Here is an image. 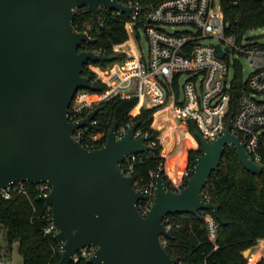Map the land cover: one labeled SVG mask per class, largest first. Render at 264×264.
<instances>
[{
  "label": "water",
  "instance_id": "1",
  "mask_svg": "<svg viewBox=\"0 0 264 264\" xmlns=\"http://www.w3.org/2000/svg\"><path fill=\"white\" fill-rule=\"evenodd\" d=\"M100 6L129 16L142 11L118 0H0V196L18 182L52 186L48 196L37 200L51 207V221L58 229L54 238L63 242L58 264H71L81 249L92 246L97 250L90 263L182 264L162 241L172 237L165 218L182 213L201 217L213 211L216 220L226 224L219 206L205 200L203 191L227 147L235 148L253 174H260L264 164L255 163L233 134L230 115L226 132L215 141L197 132L203 154L181 190L169 189L158 174L154 202L144 216L139 202L146 199L145 190L136 188L134 177L121 165L132 155L153 151L152 137L135 136L139 121L118 137L114 121L106 144L88 149L73 133L88 126L98 108L78 121L69 118L80 89L102 91L83 75L85 65L117 59L80 50L96 40L76 28L75 13L88 8L100 22ZM250 251L244 252L246 258Z\"/></svg>",
  "mask_w": 264,
  "mask_h": 264
},
{
  "label": "built area",
  "instance_id": "2",
  "mask_svg": "<svg viewBox=\"0 0 264 264\" xmlns=\"http://www.w3.org/2000/svg\"><path fill=\"white\" fill-rule=\"evenodd\" d=\"M242 1L163 0L147 12H133V20L126 24L129 39L123 44L114 45L115 52L127 55L126 60L116 61L104 70L95 63L85 65L96 74L93 83L100 81L107 89L104 93L80 89L69 110L70 120L85 118L80 116L83 110L91 112L100 102L115 96L138 99V105L131 111V116L136 114V110L139 113L147 104L150 108L160 105L165 108L170 103L175 118L184 121L186 125L190 120L195 121L200 132L208 141L213 142L227 130L232 109V91L237 75L241 72L245 88L240 93L238 110L233 116L232 132L240 137L250 158L255 163L264 164V32L259 35L249 34L264 28V24L244 33L234 30L233 21L228 18L225 8L237 6ZM257 1L264 8V0ZM125 5L137 6L132 3ZM82 9L86 8L78 9L76 13ZM100 10L114 11L102 6ZM114 12L117 15L123 13ZM142 13L143 27L140 30L145 31L148 39V54L143 52L137 42L141 35L136 26ZM85 44L88 43L82 46ZM221 52L223 56H220ZM244 61L250 67L247 77ZM92 94L100 96L98 101L88 102ZM74 103L80 106L76 107ZM133 123L132 120L118 128V137L126 134ZM97 124L98 121L94 119L88 126L79 128L73 133L74 139L88 149H95L93 142L100 140L104 134H93L89 138L87 134L90 127ZM142 135L148 133L142 134L138 129L135 136ZM149 144L153 147L156 145L153 141H149ZM135 159L136 155H132L122 164L128 170L126 172L123 169L128 175L133 171ZM193 171L186 172V178L189 179ZM32 185L34 187L29 188L27 182L14 183L2 190L0 198L10 200L15 193L48 196L52 191L48 182ZM155 186L156 183H152L142 187L146 199L139 202V208L144 216L153 205ZM46 208L47 212L43 215L47 220L45 233L55 236L58 229L51 221L52 209ZM206 222L209 238L216 242L220 223L210 214L206 215ZM165 223L171 230L169 216L165 218ZM252 249L259 250L263 258L264 239H259ZM96 250L94 246L85 247L74 256L73 261L86 260L89 264H95L89 261ZM59 252L63 253V242H60ZM10 261V255L0 252V264H8Z\"/></svg>",
  "mask_w": 264,
  "mask_h": 264
},
{
  "label": "trees",
  "instance_id": "3",
  "mask_svg": "<svg viewBox=\"0 0 264 264\" xmlns=\"http://www.w3.org/2000/svg\"><path fill=\"white\" fill-rule=\"evenodd\" d=\"M163 0H122L125 4L132 3L141 7L144 12L151 10ZM228 18L233 21L236 32L244 33L250 28L264 24V8L257 0H243L239 5L225 8ZM139 16L136 26L137 32L143 27L142 17ZM100 22H97L93 13L88 8L75 13L74 24L79 31H87L95 43L85 44L80 50H93L104 55H115L117 59L112 62H97L95 64L107 67L116 61H125L127 55L114 51V45L123 44L129 39L126 24L133 20L132 16L122 13L117 15L114 11L100 10ZM93 63V62H88ZM83 75L92 82L96 80V74L87 67ZM102 86L101 92L107 87ZM245 88L243 74L237 75L233 87L232 109L230 115L235 116L239 106V96ZM138 105V99H123L120 96L112 97L100 102L96 108L98 113L95 119L96 126H91L87 134L102 133L104 136L94 141V148L103 147L108 139L110 129L114 121H118L119 128L126 126L130 121H139L138 129L142 134L148 133L155 142L153 151L136 154L133 171L136 188L147 187L156 183L157 176L161 172L169 189L181 190L188 178L185 173L190 172L196 165V158L203 154L202 146L191 150L185 157L178 151L176 155L171 153L164 156V149L159 137L160 132L153 126L154 116L163 105L153 108L142 107L140 112L131 116V111ZM167 104L165 108L170 107ZM161 111V110H160ZM90 110L85 109L80 114L86 117ZM157 121V118H156ZM189 132L197 139L200 131L195 121H188ZM185 129L184 124L178 125ZM186 135V134H185ZM165 143V134L163 133ZM194 144V139L186 136ZM184 157V158H183ZM122 169L128 170L122 165ZM193 175V172H192ZM29 188L34 186L27 182ZM38 195L30 193H15L13 198L5 200L0 198V227L5 228L7 237V249L5 254L10 255L14 244L18 242L19 252L23 256L24 264H58L62 253L59 252L60 241L53 235L45 233L47 220L44 214L47 212L44 201L37 200ZM205 200L219 206V213L226 224H220L216 242L209 238L206 215H213V211L201 213V217L182 213L169 215L172 237H163L162 241L167 251L173 258L180 257L182 264H257L260 253L249 258L244 252L252 249L259 239H264V170L260 174H253L242 165L235 149L227 147L221 160L220 168L213 172L206 188L203 191ZM36 208V209H35ZM4 250L0 249V252ZM71 264H89L86 260L72 262ZM258 264H264V257Z\"/></svg>",
  "mask_w": 264,
  "mask_h": 264
},
{
  "label": "rangeland",
  "instance_id": "4",
  "mask_svg": "<svg viewBox=\"0 0 264 264\" xmlns=\"http://www.w3.org/2000/svg\"><path fill=\"white\" fill-rule=\"evenodd\" d=\"M263 32H264V28H259V29L254 30L253 32H250L249 34L259 35ZM140 35L141 36L139 40L137 41L138 45L142 48L145 54H148L149 53V42L146 37L145 31L140 30ZM111 65H108L107 67L102 66L101 69L102 70L107 69ZM244 67H245V77H247L250 72V67L246 61H244ZM185 79H186V76L183 77L182 84H184ZM99 98L100 96H98V94H92L89 97L88 102L92 103L94 101H98ZM73 105L76 107L80 106V104L78 103H74ZM146 108H150V106H148L147 104ZM160 112L161 114L156 116L157 121L154 116L153 126L160 132L159 139L164 146V149L162 151V154L164 156H168L169 153H171L172 155H176V153L180 151L185 157L191 150L200 148L198 141L189 132L188 125H186L184 121H180L177 118L170 116V114L164 110H161L158 113ZM137 113L138 111L136 110V114ZM180 124H184L186 126L185 129L179 127L178 125ZM163 133L165 134V143L162 138ZM187 135L189 137L191 136L194 139L195 141L194 144H192L189 141V139L186 138ZM0 249L4 250V252L7 249L6 230L3 227H0ZM250 250L251 251L248 257L249 260L254 254L260 253L259 250L257 251V249H250ZM10 258H11V261L8 264H24L23 256L20 254L18 244L16 243L14 244L13 253L11 252L10 254ZM261 258L262 256L260 255L257 264L260 262Z\"/></svg>",
  "mask_w": 264,
  "mask_h": 264
},
{
  "label": "bare ground",
  "instance_id": "5",
  "mask_svg": "<svg viewBox=\"0 0 264 264\" xmlns=\"http://www.w3.org/2000/svg\"><path fill=\"white\" fill-rule=\"evenodd\" d=\"M164 111L168 112L170 114V116L174 117L173 113H172V105L166 109H164ZM160 113L156 114V116L160 115ZM175 118V117H174Z\"/></svg>",
  "mask_w": 264,
  "mask_h": 264
},
{
  "label": "crops",
  "instance_id": "6",
  "mask_svg": "<svg viewBox=\"0 0 264 264\" xmlns=\"http://www.w3.org/2000/svg\"><path fill=\"white\" fill-rule=\"evenodd\" d=\"M260 255H261V253H260ZM250 261V260H249Z\"/></svg>",
  "mask_w": 264,
  "mask_h": 264
}]
</instances>
